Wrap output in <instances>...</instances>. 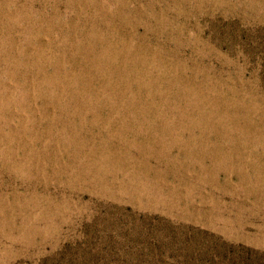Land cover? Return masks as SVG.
Wrapping results in <instances>:
<instances>
[{
	"label": "rangeland",
	"instance_id": "rangeland-1",
	"mask_svg": "<svg viewBox=\"0 0 264 264\" xmlns=\"http://www.w3.org/2000/svg\"><path fill=\"white\" fill-rule=\"evenodd\" d=\"M0 264H264V0H0Z\"/></svg>",
	"mask_w": 264,
	"mask_h": 264
}]
</instances>
